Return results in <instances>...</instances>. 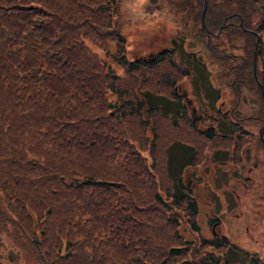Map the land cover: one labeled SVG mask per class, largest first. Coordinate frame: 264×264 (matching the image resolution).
<instances>
[{
	"label": "trees",
	"instance_id": "trees-1",
	"mask_svg": "<svg viewBox=\"0 0 264 264\" xmlns=\"http://www.w3.org/2000/svg\"><path fill=\"white\" fill-rule=\"evenodd\" d=\"M121 1L0 0V234L36 264H234L235 247L196 258V236L210 243L184 174L234 160L245 121L264 123V0H208L205 25V0H161L192 11L186 35L133 58ZM186 38L229 64L233 110L216 107L221 88ZM189 78L200 120L178 90ZM241 86L258 95L253 115L237 111Z\"/></svg>",
	"mask_w": 264,
	"mask_h": 264
},
{
	"label": "rangeland",
	"instance_id": "rangeland-1",
	"mask_svg": "<svg viewBox=\"0 0 264 264\" xmlns=\"http://www.w3.org/2000/svg\"><path fill=\"white\" fill-rule=\"evenodd\" d=\"M118 12L121 16L127 53L131 58L150 55L165 46H170L174 39L181 40L187 32L183 31L186 29L185 18L191 20L193 16L192 11H177L161 0H122L118 5ZM234 42L237 45L244 44L242 39ZM110 50L113 51V46H110ZM185 50L195 53L205 63L209 71L207 77H210L211 82L222 91V98L216 103V107L221 108L223 113L229 112L232 107L228 101L233 94L230 81L235 76L233 74L232 77H226L229 64L223 65L218 62L200 43L192 41V38H186ZM105 57L112 61L111 57ZM118 70L120 71L119 68ZM191 77L201 76L192 72ZM180 83L179 93L185 98L184 101L189 106L192 116L194 118L197 116L200 120L202 118L200 108H209L207 100L200 98V92L192 87L190 78ZM239 90L242 99L237 111L253 115L258 106V95L255 90L245 86H241ZM185 91L187 97L184 95ZM188 99L192 100V104L188 103ZM193 108L196 109L194 114ZM263 124L255 123L254 120L245 121L248 138L239 144V153L233 154L235 157L232 159H236L235 162H231L234 160L229 158V151L222 152L224 154L218 153L220 160L210 161L206 166L200 164L185 171L184 180L193 188L198 200V223L210 243L203 245L196 236L198 259L207 255L208 251L215 253L214 256L225 257L226 251L232 247H235L233 251L238 258V262L234 264H249L251 256L264 259V146L258 137ZM205 151L208 155L212 153V149L209 148ZM224 161L225 163H220ZM216 221L219 222L217 224L219 237L215 236L212 230ZM181 231L187 237L192 236V231L185 223L181 225ZM221 235L226 238L222 239ZM210 239L228 242H222V246L218 247L211 245ZM14 247L0 234V252L5 255L6 261L10 264H36L33 261L28 262L23 258L22 252Z\"/></svg>",
	"mask_w": 264,
	"mask_h": 264
},
{
	"label": "water",
	"instance_id": "water-1",
	"mask_svg": "<svg viewBox=\"0 0 264 264\" xmlns=\"http://www.w3.org/2000/svg\"><path fill=\"white\" fill-rule=\"evenodd\" d=\"M207 5H208V0H205L204 7H203V10H202V22H203V25H205L204 17H205ZM221 30H222V26L214 34H219L221 32ZM255 35H256L257 39H256V48H255L254 54H253V72H254L255 79L257 80L258 78H257V73H256V58H257V47H258V42L260 40V35L258 33H256V32H255ZM259 86H260L261 94H262V97H263V100H264V89H263V86H262V84L260 82H259ZM184 95H185V97H187V92L186 91L184 92ZM188 102L191 104L192 100L188 99ZM195 111H196V109L193 108V114L195 113ZM259 134H260V138L262 140V143L264 145V124L260 127Z\"/></svg>",
	"mask_w": 264,
	"mask_h": 264
},
{
	"label": "flooded vegetation",
	"instance_id": "flooded-vegetation-1",
	"mask_svg": "<svg viewBox=\"0 0 264 264\" xmlns=\"http://www.w3.org/2000/svg\"><path fill=\"white\" fill-rule=\"evenodd\" d=\"M219 110H221V108H219ZM231 110H233V109H231ZM219 222L218 221H216L214 224H213V226H212V230H213V234L215 235V236H217V237H219L220 236V233L218 232V230H217V224H218ZM220 230V229H219ZM222 236V239L223 238H226L224 235H221ZM220 242H223L222 240L220 241ZM224 243V242H223Z\"/></svg>",
	"mask_w": 264,
	"mask_h": 264
}]
</instances>
